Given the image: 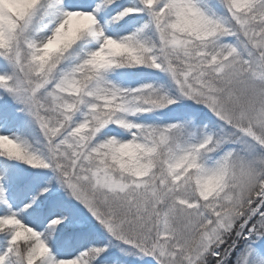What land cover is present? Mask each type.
Returning <instances> with one entry per match:
<instances>
[{
    "label": "snow or ice",
    "instance_id": "6c2138e0",
    "mask_svg": "<svg viewBox=\"0 0 264 264\" xmlns=\"http://www.w3.org/2000/svg\"><path fill=\"white\" fill-rule=\"evenodd\" d=\"M264 264V0H0V264Z\"/></svg>",
    "mask_w": 264,
    "mask_h": 264
},
{
    "label": "rangeland",
    "instance_id": "374dc122",
    "mask_svg": "<svg viewBox=\"0 0 264 264\" xmlns=\"http://www.w3.org/2000/svg\"><path fill=\"white\" fill-rule=\"evenodd\" d=\"M110 254H112L113 256H116L118 261L122 260L124 264H137V262L133 259H125L123 256H119L116 253H110Z\"/></svg>",
    "mask_w": 264,
    "mask_h": 264
},
{
    "label": "trees",
    "instance_id": "16d2710c",
    "mask_svg": "<svg viewBox=\"0 0 264 264\" xmlns=\"http://www.w3.org/2000/svg\"><path fill=\"white\" fill-rule=\"evenodd\" d=\"M110 258L115 259V257H110ZM115 260H116V259H115Z\"/></svg>",
    "mask_w": 264,
    "mask_h": 264
}]
</instances>
